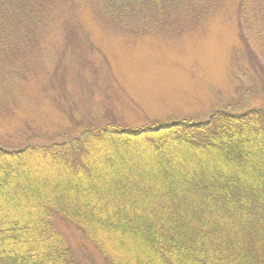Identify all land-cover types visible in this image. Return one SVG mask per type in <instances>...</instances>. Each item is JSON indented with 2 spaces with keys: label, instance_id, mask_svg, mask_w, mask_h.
Returning a JSON list of instances; mask_svg holds the SVG:
<instances>
[{
  "label": "trees",
  "instance_id": "obj_1",
  "mask_svg": "<svg viewBox=\"0 0 264 264\" xmlns=\"http://www.w3.org/2000/svg\"><path fill=\"white\" fill-rule=\"evenodd\" d=\"M107 1L155 15L174 2ZM51 7L0 0V46L11 26L36 33ZM240 10L264 26V0H241ZM249 102L204 120L0 143V264H85L60 221L77 226L106 264H264V107Z\"/></svg>",
  "mask_w": 264,
  "mask_h": 264
},
{
  "label": "rangeland",
  "instance_id": "obj_2",
  "mask_svg": "<svg viewBox=\"0 0 264 264\" xmlns=\"http://www.w3.org/2000/svg\"><path fill=\"white\" fill-rule=\"evenodd\" d=\"M205 5L208 11L192 10ZM240 5L174 0L155 15L133 13L123 1L51 0L53 11L36 33L6 29L0 143L20 146L110 124L204 120L247 100L262 109L264 72L245 55L240 32L264 66V26ZM59 225L85 264H106L77 226Z\"/></svg>",
  "mask_w": 264,
  "mask_h": 264
}]
</instances>
